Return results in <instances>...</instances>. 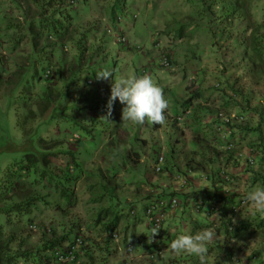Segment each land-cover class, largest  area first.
I'll return each instance as SVG.
<instances>
[{
	"label": "rangeland",
	"instance_id": "rangeland-1",
	"mask_svg": "<svg viewBox=\"0 0 264 264\" xmlns=\"http://www.w3.org/2000/svg\"><path fill=\"white\" fill-rule=\"evenodd\" d=\"M48 1L49 0H0V184L2 178L8 175L7 168L11 166V163L12 165L17 164L20 166L22 161L27 160L30 155L33 159H40V164L46 167V159H52L55 152H59V155L61 154L60 151H58L59 145L51 144L50 141L49 143H45L44 138H58L67 142L71 137L73 144L75 143L76 140L74 137L72 138V134L76 129V125L74 121L72 123V120L66 118V116H70L74 109L79 108V101L70 100L67 91L71 93V90H77L78 93L72 92V98L79 97L82 94L88 95L90 93L91 95L88 96H92L93 94L100 95V92L103 93L107 89L111 92L110 88L115 78H121L128 73L136 74L140 68L151 65V62H156L154 60L158 59L160 50L155 45V39L160 40L163 47L171 50L170 52L174 59L176 66L175 70L170 71L161 67L154 68L152 65L153 68L150 74L153 80L161 86L164 96L169 102V108L165 110V120L163 124H151L146 120L143 124H137L139 129L136 125L135 131L129 132L124 128L125 122L122 120L123 105L118 99L115 101V103L119 102L116 110L120 113L118 127L114 129L113 133L114 136L118 135L120 138L115 139L117 144L116 152H118V154L122 152V155L124 157L127 156V160L129 159V163L127 162L128 166H124L123 168L125 172L119 173L125 178V180L120 182L119 188L121 191V206L110 207L112 213H117V211L123 212L122 222L120 224L122 231L126 227L125 225L128 223V220H130V205L135 203V201H129L127 198H131L133 193L132 188H136L138 185L135 181H131L132 183H129L130 181L127 182L128 178L133 180L131 174L136 175L135 173H138V175L144 176L146 178L145 180L151 181L149 177L150 173H152L151 175L155 178H159L153 181V186L158 188L161 185L159 180L163 179V177L161 174H156L153 171L154 158L152 156L155 155V152H165L166 158L169 160L167 164L173 169L171 173L169 172L167 175L169 181H174L173 171L175 168L180 170V172H188V174H190L189 171L195 170L192 168L198 166L194 160H201L204 157V153L207 154L206 149L202 148V146L207 144V141L212 138L208 136H213V133H211L208 128L206 130L202 128L204 130H202L201 133L199 132L200 135L198 133L200 139L196 138L195 135L197 130H193L190 125V118L194 114L192 111L191 117L189 116L182 122H178L176 117L177 114L182 111L184 101L189 95L187 86L190 85L188 82L192 76L194 79H198L205 87L212 86L219 81L217 77L213 76L209 66L213 65V63H211L213 59L208 57L210 50L200 47L196 53L201 56L202 60L200 59L201 61L199 60L198 63L194 61L197 60V58H194V60L190 58L188 60L191 54L189 50H192L189 42L186 39L185 42L184 39H176L175 31L173 33L174 38L172 37L170 29H172L174 23L171 16H164V14H166L164 10L169 9L175 12L190 11V8H187L185 5L177 7L175 5L178 4L176 3L177 0H127L126 4L129 16L124 17L122 24L126 31V35L129 36L128 46L119 45L115 38L106 32V28L112 24L109 22V19L101 18V14L109 11V7L107 6H109L113 0H78L79 2H86V6L81 7L79 4L77 7L72 8L69 30L62 38H50L47 31L42 28L40 19H48L53 16V18L57 20L58 16L53 15V12H61L60 9L64 8V3L62 5L57 4L55 7H50L48 11ZM181 1L182 0H180V2ZM255 4L261 11L264 10V0H255ZM117 11L119 13L124 12L120 6L117 8ZM135 15L137 18L134 24L129 26V28L126 27L125 23L129 20H133ZM186 19L187 17L185 16L183 20H179L178 22H188ZM47 22L51 23L49 20ZM167 22L170 27L166 26ZM79 30H81L80 33ZM84 31L86 33H83ZM80 38L82 39L81 53L79 52L80 49L75 45L76 41L80 40ZM196 40L203 41L204 39L198 37ZM198 45L200 46V44ZM16 50L23 52L21 55L23 57V62L18 61L16 58ZM31 53L32 55L34 54V59L32 58L31 60L33 64L28 66V59L31 58L29 54ZM213 54L216 56L214 58L218 67H226L227 71L234 68V62L235 64L239 63L240 66H242L241 61L243 64H246L241 54L239 57H236L235 60L231 59L230 56L223 55L219 58L217 52L211 53V55ZM2 59L4 60L3 63H1ZM50 65L55 68L57 75H59V68H63V72L61 73L62 80L57 83L58 86L65 85L63 86L64 92L61 95L59 94L60 96H58V91L51 88V86H47V80L44 78V70L46 66ZM184 68H188V70L184 72ZM105 69L112 72L110 77L108 79H98L96 75L97 72ZM19 73L23 74L20 81H18L17 78ZM87 73L90 76V80L93 81L92 85H83ZM240 73L241 70L235 71L236 76ZM78 76L79 78L77 79ZM65 77L69 79V83L67 80H63ZM240 79V85L244 86V89L238 99H232L233 101L228 108L220 109L212 105L206 107V109H209L204 111L206 116L212 120L209 122L211 124H213L214 116L219 110L232 111L240 109L247 111L248 117L246 124L238 125L236 129L246 131L248 135L252 133L256 138V140L253 141L256 143L257 130H255V126H257V117L259 115H264V112L262 113L260 111L263 110L261 106L264 105V89L249 86L251 83L248 78L243 79L242 77ZM173 80L177 81L179 85L178 88H174L176 84L173 86ZM46 90L49 92L50 101L56 102V116L53 117L51 114L46 116L47 110H45V107L48 102L43 101ZM90 100L94 102L97 100V97H92ZM108 101L109 99L105 102H101V104L108 106ZM196 105L197 104H195V106ZM200 107L203 109L201 103ZM33 109H37V111H33ZM259 111L262 114H260ZM27 115L28 117L24 118V116ZM90 117V111H85L84 122L92 123L93 121L90 120ZM19 121H21L22 124L27 123V128L31 129L28 130L31 131L28 142L24 140L23 130L17 125ZM103 122L104 125L107 123V121ZM204 123L203 125L207 127ZM262 125V127H264V123ZM118 129H121V131ZM124 140L125 144L122 146ZM113 143L115 144L114 140ZM102 145L104 146L102 147ZM74 147L76 148V144ZM146 147H148L147 150ZM64 148H66L65 144H62L61 149L63 150ZM135 150L139 152L137 156L134 153ZM109 154L116 159L115 162L121 160L119 157L114 156L109 149H106L105 142H100L97 150L92 151L90 155L87 153L83 157L80 156L77 159L83 169L82 175H80L81 181L79 185V180L76 183L79 196L74 203L75 205L66 207V213L63 211L65 206L62 207V205H60L61 209L58 210L52 205H45L43 206V210L34 215L36 218L35 223L39 227L42 229L51 227L50 224L53 222L58 232H63V229L69 230L72 225L71 222L76 223V221L80 219L79 225L81 224V226L74 234L82 232L87 242H89L86 246L92 243V248H95L96 251L99 252V259L95 261L105 260L103 252L113 243L111 241L109 244H106L103 241L104 233L102 232L103 224L108 222L112 215L108 217L102 216L103 218H100V220H105L102 221L101 224L95 223L96 216H98L101 211L100 209H102L100 204L106 206L109 202H106V199L96 202L91 201L92 199L95 200L94 198H100L105 192L103 189H99L100 179H95V176L105 172L104 169L101 168L109 165L107 160H112ZM136 159H138V164H135L134 160ZM173 162L177 163V165H173ZM188 162H192L191 164H193L194 167L188 165ZM236 164L237 167H239L240 163L237 162ZM258 165L259 164L256 163L253 167L248 165L244 167V175H248V179L244 178L245 176L240 178L239 186H242V191H238V193H236L237 196H245L246 192L251 190L254 186H264L253 182L254 174L257 173L259 169ZM204 166L205 167L200 171L205 175L213 170L218 171L225 165L222 162L211 164L207 162ZM146 168L149 173L147 170L146 172L144 171ZM225 169L229 174L234 176L231 170L228 171L227 168ZM200 180L203 184L210 186L209 180L205 179L204 176H200ZM237 181V177L234 176V182ZM91 183H95L94 187L89 186ZM173 184L174 190H177V184ZM109 188V194H111V184H109ZM93 190H98V195H96V191ZM41 192V194H43L44 190H41ZM178 193L177 190L166 192L165 194L180 195L181 197V194ZM69 198V194L66 198L63 195V203H67ZM123 198L129 201V204L124 203ZM12 203H15V201ZM38 205L39 207L41 206L40 204ZM36 206L37 204H35L33 208H36ZM136 206L135 203L134 208H136ZM144 212L145 210L140 209L137 215L144 218ZM237 214L238 215H234L236 222L261 217L254 212L249 203L245 209H242V211ZM41 220L43 222H41ZM0 224L6 227H4L3 231L0 233V247L1 253H3L2 255L0 254V256H3V260L8 256L7 249L10 253L16 254L20 252L21 248L27 251H39V249L42 248L44 239L41 229L34 231L27 227L25 231H21L20 228H17V232L13 230L12 233V228L9 226L12 225V223L7 221V216L4 211H0ZM14 225L16 226L17 224L13 223V226ZM255 230V227L249 228L247 234L243 235L239 241L236 238V243H234V245H244L250 252L249 255L252 258L256 256L255 259L251 258V262H257V231ZM11 236H13V239H10ZM242 240L244 242H240ZM96 242H104L106 245H98ZM4 244H7V249L2 247ZM123 253L125 257L129 255L125 254V251H123ZM135 253L136 252H134V254ZM134 254L132 257H134ZM29 261L30 257H27L26 264ZM142 262V264L157 263L151 261L148 257H143ZM251 262L249 263L254 264ZM0 264H2L1 260ZM20 264H22V262H20Z\"/></svg>",
	"mask_w": 264,
	"mask_h": 264
},
{
	"label": "trees",
	"instance_id": "trees-1",
	"mask_svg": "<svg viewBox=\"0 0 264 264\" xmlns=\"http://www.w3.org/2000/svg\"><path fill=\"white\" fill-rule=\"evenodd\" d=\"M126 1L127 0H113L112 5L109 8L110 10L107 13V19H109V22L111 24L115 25L117 23L116 16L118 14L123 13V12L119 13L117 11V8L120 6L121 9L125 10L127 3ZM68 2L69 0L48 1V6H47L48 11L50 7L53 6L55 7L57 4L62 5L64 3L63 4L64 8L60 9L61 12L60 11L53 12V15L58 16L57 20H55L53 16L48 19L45 18L43 20L40 19L42 28H44L47 31L48 35H50V38L53 37L62 38L68 33L70 21L72 18V16L68 14V12L72 11V8L76 6L75 4H69ZM177 3L178 4H175L177 7L185 5L187 8L188 7L190 8V11L188 10V12H186L187 14L186 20L188 22H184V23L179 22L177 24L178 28H176V30H171L172 37L174 31H175L176 39L179 40L186 39L188 42H190V40H196V38L198 37H202L204 40L201 41L200 44L204 46L203 43L207 42V45L205 44V46L207 47L206 49L210 50L208 57L213 59V62H211L213 63V65L212 66L209 65L211 72L214 77H217L219 79V81L216 84H213L212 86H208V87L203 86V84H201V82L198 79L193 80L192 84L187 86L189 95L187 99L184 101L183 111L190 109L192 112H194L193 116L192 117L190 116L191 120L200 122V117L201 118L203 117L202 113L205 112H203L202 107H200V103L202 101L206 103H211L212 105L214 104L216 108H220V109L228 108L233 101L232 99H236L234 95H236L238 99V97H240L241 95L242 90L244 89V86L240 85V80H241L240 78L242 77L243 79L248 78V80L251 83L249 86L252 87L254 86L256 88L264 89V10L261 11V9L257 8L258 6H256L255 0H182L181 2L180 0H177ZM48 20L51 21V23H48L47 22ZM175 22L176 21L173 20L174 24ZM80 32L81 30H79V33ZM83 33L86 32L84 31ZM75 45L78 47V49H80L79 52L81 53L82 39L80 38V40L76 41ZM201 45L200 46L198 44L193 45L192 50H194L195 52L189 50L191 54L188 57V60L190 58H192L193 60L194 58L195 59L197 58V60L194 61L196 63L199 62L201 56L196 52L200 47H202ZM214 52L218 53L219 58H221V55H223V56H230L231 59L234 60L236 57H239L241 54L242 58H244V60L246 61V64H243L241 60L240 61L242 66H240L239 63L235 64L234 62L233 63L234 68L232 70L229 69L227 71L226 67H218V65L215 63L214 57L216 56L215 54L211 55V53ZM160 53L161 52H159L158 54V58ZM29 55L31 58L28 59V66L33 64V61L31 60L32 58L34 59L33 57L34 54L32 55L31 53ZM3 61L4 60L2 59L1 63H3ZM154 61L156 62H151V66L153 65L154 68L160 67L157 63L158 59L157 60L155 59ZM172 62L174 67L173 69H175L176 66L174 63V59H172ZM146 67H149V65ZM146 67L140 68L136 72V75H144V68ZM153 67H151V69ZM47 69H50L51 71L48 77H44L47 80V86H51V88L58 91V96H60L64 92L63 86L65 85L63 84L58 86L57 83L62 80L61 73L63 72L62 71L63 68H59L58 70L59 75L56 74L55 68H53L52 65L46 66L45 70ZM151 69L149 75L151 74ZM186 70H188V68H184L183 71L186 72ZM237 70H241V73L237 74L236 76L235 71ZM17 76H18L17 77L18 81H20L23 77V74L19 73V75ZM78 78L79 76L77 77V79ZM63 80H67L68 83L70 82L69 79H67L66 77L63 78ZM89 80H90V76L87 73V76L83 81V85H87V84L91 85L89 84ZM71 91L77 92L76 89ZM72 92L70 93L67 91L68 98L73 101H79V108L74 109V111L70 114V116H66V118L72 120V123L74 121V124L76 125V129L72 135L78 136L75 141L76 147L78 148L77 152L69 151L67 149V146H65L66 148L62 150L61 145L64 144L61 142L62 139H58V138L50 139L46 137L44 138L45 143H49L50 141L51 144H56L60 146L59 147L60 149L59 151L61 153L60 155L59 152H55V153L53 152L54 157H52V159L49 160L46 159V167L40 164L41 161L40 159H36V158L33 159L29 155L27 160H23L20 166H18L17 164L12 165L11 163V166H8L7 168L8 175L2 178L0 184V211H4L5 215L7 216L8 222L12 223V225L13 223L17 224V226L11 227L12 233L13 230L17 232V228H20L21 231H25V229H27V227H29L30 224L36 222V218L34 217L35 213L43 210V208H41V206L39 207L38 204L44 206L50 204L58 210L61 209L60 205H62V207L65 206L63 208V211H65L66 207L75 205L74 203L79 196L76 189V183L79 180L78 182L79 185L81 181L80 175H82L81 173L83 172L82 166L77 160L79 156L76 153H79L82 157L87 153L90 155L92 151L97 150V147L100 144V142H105L106 149H109V151L112 152L114 156L119 157L121 160L120 161L117 160V162H115L116 159L109 154L112 160H107V163H109V165L107 167L101 168L104 169L105 172L101 173L102 175L97 174L95 176L96 177L95 179H100L99 189L101 190L103 189L105 192L103 191L104 193L100 198L99 197L94 198L95 200L92 199L91 201L96 202L98 200H105V199L106 202L121 201V195H120L121 191L119 190L120 182L125 180V178L120 179L118 174L120 172H125L123 168L124 166L125 167L128 166L127 162L129 161V159L127 160V156L124 157L122 155V152L118 154L116 152V148L113 143V140L116 142L115 140L116 136H114L113 133H114V129L118 127V124L116 122L114 127H102L103 125L102 126L99 125L101 123L103 124L104 123L103 121L105 120H103L104 119L103 115H99L98 113L96 115H93L95 113V110H98L99 108L108 109V106L101 104L100 100L94 102L90 100V98L92 99V97H99V95L93 94L92 96H88L91 95L90 93L88 95L82 94L79 97L72 98L71 97ZM101 93L102 92H100L99 94ZM110 95L111 92L109 91L108 99L110 98ZM43 101L48 102L45 107V110H47L46 116H49L50 114L52 115V117L56 116V111H55V108L57 107L56 102L52 100L50 101L48 90H46L44 93ZM118 104L119 102H117V105ZM195 104L197 105L195 106ZM114 106L115 105H113L112 107ZM37 109H33V111H37ZM208 109L209 108H207V110ZM87 110L90 111L92 118H96V117L98 118L94 122L95 126L91 123L84 122L85 111ZM237 111L243 112L245 115L248 116L247 111H243L240 109H238ZM260 111L263 113L264 109ZM261 112L260 114H262ZM27 117L28 115L24 116V118ZM261 122L262 121H260L259 124L255 126V130H257L258 134L263 135L264 127H262L263 123ZM17 125L20 126L21 129L23 130L24 140L28 142V137L31 133V131L28 130L31 129L27 128V123L22 124L21 121H19ZM237 126L238 125L234 127L233 134ZM202 128L205 129L208 128L209 131L213 133L214 136L213 137L209 135L208 137H212L210 139L206 137L209 140L208 141L206 140L207 144L202 146V148L206 149L207 154L204 153L203 155L204 157L201 160H194V162H196L198 166H195L196 168H192L195 170L189 171L190 174H188V172L187 173L180 172V170H177L176 168L173 171V174L175 177L177 174L182 173L187 177L188 185L185 188V190L189 189L192 185L191 174L197 173V175H200L202 177L203 176L207 177V180H209L210 187L212 188L213 191H209L208 187L206 189H201L200 191L196 190L195 193L196 192H200V193L194 195L193 197L195 201L194 208L198 200H205L209 203H214L217 205L222 203L218 209V213L220 214L218 213L216 214L222 216L223 213H225V211L223 212V209H225L224 205L227 201V198L231 196V195L230 196L227 195L226 190L223 188L224 186L227 185L228 181L226 180V177L222 175V173L224 171L226 175L229 174L225 168H227L229 171L232 165L231 163L232 159L236 157L237 152L242 150H239L237 148V145L235 150L232 151L225 148L226 143L221 139V137L217 134L215 130L214 119H213V124L209 123L207 124V127L199 126L197 127V129H195L197 130L195 135L197 139H200L199 135L202 132V130H204ZM260 140H261L260 143L253 142L252 148L250 149H253L255 152V160L256 163L259 164L258 166H262L261 171L257 170V173L254 174L253 182L258 183L260 185H264V170L262 172V169L264 168V163L262 164V162L264 160L257 159L258 151L261 153L264 151V137H261ZM135 155L138 154L135 153ZM235 160L237 159L235 158ZM134 161L135 164H138L137 162L138 159ZM168 161L169 160H167L166 158V163H168ZM207 162H209L210 164L216 162L218 163L222 162L225 166L222 169L220 168L218 171L213 170L212 172L204 175V173L203 172L201 173L200 170H202L205 167L204 165ZM191 163L192 162H188L187 164L193 166V164ZM174 164L177 165V163L173 162V165ZM165 170H169L168 172L171 173L173 169L170 168L168 165L165 167ZM132 178L133 180L128 179L127 182L130 181L129 183H132L131 181L137 180L136 175H134ZM94 184L95 183H91L89 186L94 187ZM109 184H111L112 186L111 194H109L110 191ZM41 190L42 191L44 190L43 194H41L42 193ZM98 190H93L96 191V195H98ZM68 194L70 198L68 199L67 203H63L64 201L63 195L66 198ZM7 201H11V202H7ZM13 201H15V203H12ZM123 201H125L124 198ZM35 204H37V206L36 208H33ZM110 206H111L110 203H107L106 206L100 204V207L102 209H100L101 211L99 214L97 213L98 216H96V220H95V223L101 224V222L104 221L105 219H102L101 221L100 218H103L105 216L108 217L109 215H112L109 221L104 223L102 226V232L104 233L103 241L106 244H109L111 240H114L113 239L115 234L114 232L120 226L123 217V212L121 211H117V213H112L110 210ZM229 213H231L230 208L226 210L225 214L227 215L225 216L228 217ZM234 215H238V214L231 213V217L228 220L224 219V221L221 222H227V223L229 222L228 224L229 227V225H231L234 222L233 221ZM169 216L167 217V219L169 218ZM204 216L208 218L215 215L205 214ZM79 220L80 219H78L76 223L71 222L72 225L69 230L66 229L67 232L65 229H63V232L62 231L58 232L53 222L50 224L51 226L50 233L47 232L46 228L42 229L41 227H39L43 231V239H44L43 246L42 248L39 249V251L41 252L27 251L24 248H21L20 252L16 254H12L8 251L7 244H4L2 247L7 249L8 256L6 257L4 256L5 260H3V256H0V260L2 261V264H12V263L20 264V262H22V264H26L27 257H30L29 255L32 254L33 256L32 258H30V260H32V262H34L35 264H52L53 258L51 256V250L54 247L63 246L71 240L74 232L76 230H79V227L81 226V224L79 225L80 222ZM41 222L43 221L41 220ZM212 222H216V221L214 220ZM239 222L241 223L240 224L235 223V231L233 236H236V238L246 235L247 232L249 231V228L251 227H255L256 228L255 231H257V228H262L264 226V217H255L253 219H248L245 221L243 220ZM4 227H5L4 225L0 224V233L1 231H3ZM228 227L226 230L227 234L229 233ZM162 229L160 230V232H162ZM10 239H13V236H11ZM151 252L152 253L155 252V248L152 249L149 253ZM0 254L1 255L3 254L1 253V247H0ZM34 255H36L35 258H33ZM80 264H87V263L82 262L80 258ZM260 264H264V261L261 262Z\"/></svg>",
	"mask_w": 264,
	"mask_h": 264
},
{
	"label": "crops",
	"instance_id": "crops-1",
	"mask_svg": "<svg viewBox=\"0 0 264 264\" xmlns=\"http://www.w3.org/2000/svg\"><path fill=\"white\" fill-rule=\"evenodd\" d=\"M79 4L78 5L81 7L86 6V2L81 1V2H79ZM78 5H76L75 7H77ZM111 5H112V2L107 7L110 8ZM164 12L166 13V14H164V16H166V17L171 16V18L176 21L175 24L172 26V29H170V30H176V28H178L177 27V23H179L178 21L183 20V18L187 15L185 11L175 12V11L168 9V10H164ZM68 13L70 15H72L71 11ZM107 13L101 14V18L102 19L107 18ZM93 15H95V14H93ZM181 23H184V22H181ZM166 26H169L168 22H167ZM184 42H185V39H184ZM200 43H201V41H198V40H190V42H189L191 48H193L194 44H200ZM205 44L207 45V42L203 43V45H204V46H202L203 49L207 48L205 46ZM22 53L23 52H20L19 50H16V52H15V56L18 59V61H20V62H23V57L21 56ZM19 65H22V64H19ZM101 68H103V67H101ZM175 84H176V86H175ZM173 86H175L174 88L179 87V85L177 84V81H174ZM108 92H109V89H107L105 92L101 93L99 95V97H97L96 101L100 100V103H101V102H105L106 100H108ZM113 105H115V106L111 108L110 114H109V109L106 110L105 108H99L98 110H95V113L93 115H96L97 113L99 115H103L105 121H107V123L105 125H104V123L99 124L101 126L103 125L102 127H114L116 122H117V124H119L118 119H119L120 113H118L116 110V108L118 106L117 102L116 103L114 102ZM201 105L203 106V109H202L203 112H205L207 110L206 107H208L212 104L202 101ZM174 109H176V108H174ZM182 111H183V109H182ZM202 115H203V117L202 118L200 117V122L191 120L190 125H191V128L193 130L197 129V127H199V126H204L203 125L204 122H205L204 124L207 125L209 122L212 121L211 119H209L206 116V113H202ZM96 119H98V118L97 117L96 118L90 117V120L93 121L91 124H93L94 126H95L94 122ZM260 121H262L261 123H264V115L257 117V125L259 124ZM124 124H125L124 128L127 129L129 132L135 131V126L137 124H133L131 122H125ZM124 124H123V126H124ZM137 127H138V125H137ZM115 129H117V128H115ZM138 129H139V127H138ZM118 130L121 131V129H118ZM121 135H122V133H121ZM231 137L236 142L237 148L239 150L244 151V152H248L250 150V148H252L251 145L253 144V142H255L253 140H256V138L253 136L252 133H250L248 135L246 133V131H241L239 129H235V132ZM261 137H264V130H263V135H260L257 133V143L261 142V140H260ZM72 138H73V136H72ZM116 139H120L118 135H116ZM61 142L64 143L65 146H67V149L69 151L77 152L78 148L74 147L75 143L73 144L71 137L67 140V142H65L64 140H62ZM123 144H125V140L122 143V146H124ZM104 145H102V147ZM114 146H115V148L117 147L116 142H115ZM148 147H146V150ZM149 149H150V147H149ZM149 149H148V152H149ZM134 153H139V152L135 150ZM76 154L79 157L81 156L79 153H76ZM257 154H256L257 159H261V160L263 159L264 160V151L262 153L258 151ZM147 155H148V153H147ZM152 157L154 158L155 155H153ZM237 162L240 163L239 167H237V164H236ZM231 163H232V165H231L229 170H231L234 173L233 175L237 177L238 181L237 182L233 181L232 183H227V185L223 187L226 190V194L229 196L231 195L230 197L227 198V201L224 205L225 209H223V212L225 211V213H226V210H228V208H230L231 204L238 202V199H239L238 197H241V196L236 195V193H238V191L239 192L242 191V186H239L240 178L242 176H245L244 178L248 179V175H244V169H245L244 167L246 166L245 161H238V160H235V158H234V159H232ZM263 163H264V161L262 162V164ZM258 167H259L258 171H261L262 166H258ZM146 170H147V168L144 171L146 172ZM263 170H264V168L262 169V172H263ZM153 171H154V169H153ZM148 173H149V171H148ZM151 174L152 173H150V177H149V179L151 181H147V180H145L146 178L144 176L136 174V178H137L139 183L137 182V180H135L136 183H138V185L136 186V188H134V187L132 188L133 193L131 195V198H129V197L127 198L129 201H131V200L135 201V203L137 205L136 208H134L135 203L131 204L130 205L131 208H130L129 212H131L132 208H134L136 213H135V215H129V213H128V215L130 216L129 217L130 220H128L127 224L125 223L126 227L121 231V227L119 226L118 229L114 232V233L118 232L120 238L114 239V241L111 240L113 242L112 245H110L108 247V249L103 252L105 260L95 261V260L99 259L98 258L99 252H97L95 248H92V243L90 245L86 246L87 243H89V242H86V244L82 248V252H81L82 262H85L87 264H122V263L123 264H126V263L127 264H142L143 263L142 262L143 257H148L149 259H151V261L157 262L156 264H200V261L196 256L189 255L187 253H175L170 249L169 245L171 244L172 240H174L178 235L195 234L198 231L209 229L213 232L214 235H213L212 241L208 245V251L206 254V258H205L206 264H233L231 262L230 257L232 254H238L239 253L238 251H239L240 247L242 246V244H239V245H233L232 244L231 245L230 243H228V234H227L226 230H227L229 222L228 223L227 222H221V221H224V219L228 220L231 217V213L228 214V217L225 216L227 214L223 213L222 216L215 215V216L207 218L203 214H199L195 211V208H194L195 201H194L193 197H194V195L200 193V192L195 193V191L196 190L200 191L201 189H206L207 187H208L209 191H213L210 186L203 184V182L200 180V176L197 175V173L191 174L192 175L191 187L187 190L179 191V193L181 194V197L179 195V198H180L181 203H182L181 206L179 207V209H177L174 213L170 214L169 218L167 219V221L165 222V224L163 226L162 232L159 231L157 234L154 235L153 239H155L156 242L149 243V237L151 236V230L153 227L149 226L144 221V218H141L137 215L139 210L140 209L144 210L146 208V206L149 204V202L153 199L154 196L162 195L165 197H169V196H172V194L166 195L165 194L166 192L177 191L176 189L174 190V186H173L174 181H169V177H167L168 174H161V176L163 177V179L159 180V182H161V185H160V187L155 188L153 186V184H154L153 181H155L159 178H155ZM133 176L134 175L131 174V178ZM119 177H120V179H123L122 175H119ZM154 192H157V195H154ZM129 201L125 200L123 202L126 204L127 203L129 204ZM120 202L121 201H117V202L116 201H110L109 203L111 206H121ZM49 205L50 204H48L46 206H49ZM43 206L44 205H41V208H43ZM243 209H245V207ZM218 214H220V213H218ZM237 219H238V217H237ZM214 220L216 222H212ZM233 221H236V218L233 217ZM233 223L234 224L235 223L240 224L241 222H233ZM238 225H237V227H238ZM14 226L11 225V227H14ZM134 238H140V243L135 246V250H136L135 251L136 253L134 254L135 258L132 257L133 255H128V253L126 252V249H125L126 242H128L130 239H134ZM237 239L239 241L241 239V237H239ZM240 242H244V241L242 240ZM96 244L106 245L104 242H96ZM149 245H152L153 247L149 246ZM233 246H234V248H233ZM154 248H155V252L149 253ZM123 251H125V254L128 255L127 257L124 256ZM245 251L246 252H244V254L242 255L244 261L248 260L249 262H251L252 257L248 256L250 252L248 251L247 248L245 249ZM151 255H154V258H152ZM29 256H30V258H32L33 254L29 255ZM35 256L36 255H34L33 258H35ZM263 261H264V226L262 228H257V262H251V263L260 264ZM12 264H14V263H12ZM27 264H35V263L32 262V260H30L29 262H27Z\"/></svg>",
	"mask_w": 264,
	"mask_h": 264
},
{
	"label": "built area",
	"instance_id": "built-area-1",
	"mask_svg": "<svg viewBox=\"0 0 264 264\" xmlns=\"http://www.w3.org/2000/svg\"><path fill=\"white\" fill-rule=\"evenodd\" d=\"M76 0H69V4H76ZM120 20V17H119ZM118 29V30H117ZM108 28L107 32L114 37L119 43L126 44L128 42L127 35L120 28ZM156 46L161 49V53L158 58V65L162 68L174 70L172 56L170 50L162 48L161 43L157 42ZM151 66L144 68V75H149ZM50 69H47L44 73L45 77L50 75ZM150 76V75H149ZM192 80V78H190ZM89 83H92L89 80ZM264 108V105H263ZM189 114V111H186L183 115L179 116L178 119L181 121L185 116ZM247 120V115L243 112L239 111H224L220 110L215 115V130L217 134L221 137V139L226 143L225 148L232 151L236 148V142L232 139L233 130L236 125L244 124ZM78 137V136H76ZM238 161H245L247 165L254 166L256 164L255 160V152L253 149H250L248 152L239 151L236 153L235 157ZM166 166V158L165 153L160 152L157 154L155 159V171L163 172ZM222 175L226 177L228 182L233 181V177L231 175H226L223 171ZM207 179V177H204ZM174 181L177 184V190L183 191L187 187V177L182 173L177 174L174 177ZM154 195H157V192H154ZM180 198L178 195H173L170 197L164 196H154L153 199L149 202V204L145 208L144 219L149 226L153 228H159V231L163 228L167 217L170 213L175 212L180 207ZM248 202L244 199L243 196L239 197L237 203H233L230 206V211L233 214H236L241 211L242 208L247 206ZM220 204L209 203L205 200H198L195 206V211L200 214L207 215H216L218 213V209ZM135 210L131 211V214L135 215ZM30 229L37 231L38 225L35 223L30 224ZM158 231V232H159ZM229 236L228 241L230 244L235 243V238L233 236L235 231V226L229 225L228 227ZM114 238H119V234L115 233ZM156 242L155 239H152V243ZM140 243V238H134L127 242L126 249L129 254H133L135 251V246ZM85 245V236L82 232H79L74 235L72 240L66 243L63 246L55 247L52 249L51 254L54 259V264H80V255L82 252V248ZM238 254L231 255V262L233 264H250L245 262L243 259V254L245 251V247L241 246ZM154 258V255H151ZM254 256L252 259H255Z\"/></svg>",
	"mask_w": 264,
	"mask_h": 264
},
{
	"label": "clouds",
	"instance_id": "clouds-1",
	"mask_svg": "<svg viewBox=\"0 0 264 264\" xmlns=\"http://www.w3.org/2000/svg\"><path fill=\"white\" fill-rule=\"evenodd\" d=\"M76 1L77 2L75 5H78L79 1L78 0H76ZM126 16H129V12L127 10V4H126V8H125L124 12L121 14H118L116 16L117 23L115 25L112 24L111 26L107 27L106 32H107L108 28H115V29L121 28L122 31L126 34V31L124 30V27L122 24V20ZM119 17H120V20H119ZM136 18L137 17L135 15V18L133 20H129L128 22L125 23V26L128 28H129V26H132L134 24L133 22L136 21ZM129 23H130V25H129ZM109 35H111V34H109ZM111 36L113 38H115V40H116V37H114L113 35H111ZM127 37H129V36H127ZM155 41H156V43L157 42L161 43V41L158 39H155ZM117 43H119V42L117 41ZM128 44H129V38H128V42L126 44L119 43V45H123V46H128ZM162 48L170 50L169 48H165L163 46H162ZM159 50L161 52V49H159ZM171 56H172V53H171ZM172 59H173V56H172ZM149 66H151V65H149ZM45 71H44V73H45ZM111 74H112L111 71L105 69V70L97 72L96 75H97L98 79H100V78L108 79ZM191 78H192V80L189 79L188 84H192V81L195 80L193 78V76ZM92 83H93V81H92ZM92 83H89V84L92 85ZM234 96L237 99V96L236 95H234ZM117 99L123 105V108H122V120H123V122H131L133 124H143L146 120L151 124H163V122L165 120V110L169 108V102L165 98L161 86L158 83H156L151 76H149L147 74L136 75L134 73H128L127 75L122 76L121 78H118V79L115 78L113 83H112V86H111V95H110V98L108 101L109 114L111 113L112 105L114 104V102ZM261 107L263 108V106H261ZM108 109H106V110H108ZM186 111H189V114L187 116H185L183 118V120L188 118L191 115L190 109H187L183 112H180L179 114H177V117H176L178 122L183 121V120L180 121L178 119V117L183 115ZM232 111H237V110H232ZM214 125H215V116H214ZM240 125H243V124H240ZM73 137L76 140L77 137L76 136H73ZM161 152H163V151H161ZM158 153H160V152L155 153L154 164H155V159H156V156ZM165 156H166V154H165ZM154 164H153V169H154V172H156ZM167 165L168 164L166 163V166ZM251 167H253V166H251ZM156 173L157 174H169V172L167 170H164L163 172H156ZM232 177H233V181H234V176H232ZM173 180H174V178H173ZM232 182H227V183H232ZM243 197L252 206V209L254 210V212L256 214H258L261 217H264V186L252 187L251 190L247 191L245 196H243ZM242 209H241V211H242ZM132 210H134V209H132ZM131 215H133V214H131ZM33 223H35V222H33ZM232 224L235 226L234 223H232ZM46 229H47V232L50 233L51 228L47 227ZM38 230H40L39 226H38ZM158 231H159V228H152L151 236L149 237V243L152 242L154 235L157 234ZM77 233H79V232H77ZM77 233H75V234H77ZM117 234H119V233H117ZM74 235L72 236V238L74 237ZM213 235H214L213 232L209 229L198 231L195 234H181V235H178L174 240H172L169 247L175 253H187L189 255L196 256L199 259L200 264H206L205 258H206V254L208 251V245L212 241ZM229 236H231V235L228 233V238H229ZM72 238H71V240H72ZM119 238H120V236H119ZM119 238H114V239H119ZM234 238L236 240V236H234ZM228 243H229V241H228ZM235 243H236V241H235ZM85 244H86V238H85ZM126 244H127V242H126ZM242 246H244V245H242ZM57 247H59V246H57ZM125 249H126V246H125ZM245 249H246V247H245ZM127 253L129 254L128 251H127ZM129 255H131V254H129ZM51 256H52V254H51ZM248 256H250V255H248ZM80 258H81V255H80ZM245 262L249 263L248 260H246ZM54 263L55 262L53 259L52 264H54Z\"/></svg>",
	"mask_w": 264,
	"mask_h": 264
}]
</instances>
